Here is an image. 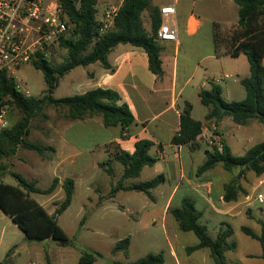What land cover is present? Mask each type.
I'll return each instance as SVG.
<instances>
[{
  "label": "trees",
  "instance_id": "1",
  "mask_svg": "<svg viewBox=\"0 0 264 264\" xmlns=\"http://www.w3.org/2000/svg\"><path fill=\"white\" fill-rule=\"evenodd\" d=\"M62 11L72 25L70 35L58 39V46L66 51L63 63L57 66L50 64L45 51L38 50L34 53L30 63L41 72L46 89L42 96L32 97L24 95L16 87L13 77L0 71V99L18 111L22 117L11 127L0 131V159L14 157L19 148L36 151L40 156L44 155L46 148L30 143L27 136L30 132V122L38 116L45 106L62 108L66 118L72 121H82L96 118L104 127L121 128V133L127 132L133 123V116L125 103H120V96L113 90L96 88L83 94L55 99L52 94L58 86L59 80L67 72L78 66H87L98 62L104 69H110L107 62V54L115 46L130 45L141 48L147 55L148 68L151 73L161 77L160 47L153 35L146 32L142 23V13L146 12L150 18L151 30L154 34L160 25L158 7L151 0H124L116 17L114 28L103 35L97 34V10L94 8L95 0H81L75 4L71 0H59ZM237 6V25L241 30L231 38L228 54L238 57L243 54L249 66V76L243 78L240 83L245 90V98L239 102H226L221 96L220 86L209 83V89L198 91L200 103L208 109L204 116L206 121L218 124L224 119H229L235 125L244 126L250 120H256L264 125V0H233ZM191 116V104L185 102L179 115V130L171 138V144L185 145L190 151L199 148L197 137L201 134L202 123ZM151 143L146 140H137L133 153L120 151L115 144H110L107 160L100 164L107 175L111 176L112 162L121 166V175L117 183L113 185L111 194L119 190L137 191L150 197V191L163 182V176L139 182L131 186H123L124 182L131 178H137L142 169L153 166L157 162L155 157L149 155ZM204 161L196 170L200 176L204 172L220 165L224 171L234 174L235 179L223 186V201L235 202L241 197L242 190L239 180L244 179L246 173L253 172L259 178L264 174V141L249 148L243 155L235 156L231 150L222 143V150L218 152L206 150ZM108 165V166H106ZM10 174L17 186L5 184L1 178ZM58 185V179L54 178L46 189L37 188L34 181H28L20 174L11 172L6 166L0 165V210L29 240H53L60 246L69 244V238L57 224V217L61 215L71 204L74 193V181L65 178L62 183L63 199L52 214L48 212L30 197V194L49 195ZM170 214L176 221L179 230L191 232L197 238L195 246L188 247L187 252L206 248L210 252L214 264H226L225 252L236 249L235 242H230L232 236L231 227L220 231L215 239L210 238L205 226L198 224L201 213L198 212L190 198H183L181 206L170 210ZM261 233L255 234L248 227H241L243 234L260 242L262 247L261 258L264 261V222H261ZM129 238L118 241L112 249V253L121 252L127 255ZM10 252V251H9ZM9 252L6 256H8ZM101 257L100 253L82 251L76 264H94ZM46 264H50L45 254ZM6 260V259H5ZM161 253H148L143 257L125 264H163ZM2 264H6L3 261ZM110 264H124L112 262Z\"/></svg>",
  "mask_w": 264,
  "mask_h": 264
},
{
  "label": "crops",
  "instance_id": "2",
  "mask_svg": "<svg viewBox=\"0 0 264 264\" xmlns=\"http://www.w3.org/2000/svg\"><path fill=\"white\" fill-rule=\"evenodd\" d=\"M174 17L178 32L176 41L158 43L162 69L161 77H157L149 71L147 55L141 48L119 44L107 54V62L111 67L110 69H104L96 62L87 66L75 67L60 78V80L65 77L68 78L67 91L71 92L70 96L83 94L96 88L115 91L120 96V103H125L128 106L134 121L124 134L121 133L119 126L104 127L98 119L89 117L82 121H72L60 117L58 120H53L55 122L54 125L46 124L45 129L41 131L42 133H39L36 139L38 137L42 139L44 144L39 145L46 148L44 155H39L41 163L49 164L52 169L47 187L50 186L54 178L58 179L56 189L49 194L51 195L50 198H54L63 192V180L71 178L74 181V190L77 186L80 187L83 193L86 194L84 201L89 202L91 199L87 194L93 193L96 190L95 187L102 182L101 179L96 180V176L101 171L100 164L107 160L109 151L113 150L109 149V145L113 143L117 145L120 151L131 154L135 149L137 140H146L152 144L148 152L149 155L155 157L162 164L167 163V171L169 172L166 173H170L173 178V187L160 193V195L164 196L165 202L162 213L166 218L169 217V210L179 208L182 199L185 197L189 198V195L202 200L206 205L213 206L230 220H236L238 217L242 220L243 215H246V208H251L242 199L231 203L224 202L223 186L226 183L216 182L212 175L208 174L210 170L200 176L195 174L197 168L203 163L204 152L206 150L210 151L204 144V136L208 133L201 132L197 137L196 142L200 146L194 151H190L185 145H172L170 141L172 136L179 130V115L185 102H188L191 104L190 117L201 122L202 126H205L210 132L214 129L221 142L228 146L230 150L236 143L241 145L244 142V139L238 134V124L236 125L237 129L234 130L227 123L229 119H224L218 124L213 121H206L204 116L207 114L208 109L204 106L205 111L201 116L202 118L195 117V111L201 105L198 91L209 89V83L219 86L217 77H222L225 80L223 88L220 87L221 96L222 89L226 91L228 99L238 92L236 85L241 84L240 81L246 77L244 72V64L248 65L246 57L240 54L234 58L228 54V51L218 53L215 46L216 27L211 30L203 28L199 16L192 11H180L178 3L176 16ZM142 23L146 32L150 34L151 23L149 29L145 28L143 21ZM211 23L213 24V22ZM213 63H215V66ZM262 63L264 65V56ZM234 88L235 92L233 93ZM239 96H242V93H239ZM53 98L55 97L53 96ZM250 121L244 126L249 125ZM229 122L231 121L229 120ZM248 138L247 142H252V138ZM79 140H84L85 144L81 145ZM113 164L119 168L117 162L111 163L112 168L114 167ZM156 166L157 163L153 164V166L144 167L142 171L145 168L154 169ZM102 174L104 176L103 181L109 188V192L111 188L109 175ZM160 175L163 176L161 184L165 185L167 178L163 172ZM258 179V184L261 185L264 182V174ZM31 181L37 183V178ZM134 184L137 183H130L126 180L123 186ZM43 189H46V187ZM131 192L134 191L119 190L93 207L83 203L79 216L82 215L83 217L86 215L88 218L87 208L89 213H91L93 208L103 206L109 201L112 202L121 194L129 196L128 194H131ZM178 193H180V196L175 205L172 206ZM190 199L192 200V198ZM193 203L195 202L193 201ZM40 205L42 206L43 204L40 203ZM119 207L126 213L130 212L129 215L132 217L131 210L123 205H119ZM197 211L201 213V211ZM52 213L48 212V214ZM250 214L251 218H253L252 210ZM174 222L176 223L175 220ZM258 222L261 223L262 221ZM151 223H154L153 219ZM79 226L83 230H88L87 219L83 224L79 223ZM49 240L47 239L46 241ZM11 250L12 248L8 249L6 255L9 251L10 254ZM40 253H37V256L35 255L32 259L28 258L29 260L26 264H46L45 254L48 256L49 263L52 264L51 256L46 249H42ZM9 254L8 256L5 255L6 260L4 259L3 261L9 264L11 259L15 258V264H18L23 255L27 254V249H16L13 256ZM170 256L177 261V253L171 246ZM61 257L65 261L66 256L62 254ZM246 257L249 258L251 256L246 255ZM77 260L76 262H71V264H76Z\"/></svg>",
  "mask_w": 264,
  "mask_h": 264
},
{
  "label": "rangeland",
  "instance_id": "3",
  "mask_svg": "<svg viewBox=\"0 0 264 264\" xmlns=\"http://www.w3.org/2000/svg\"><path fill=\"white\" fill-rule=\"evenodd\" d=\"M169 0H152L153 5L159 6L163 3H167ZM178 9L180 11H192L199 16L202 21L203 28L211 30L215 29V46L218 53H223L229 50L230 40L241 30L237 25V6L233 0H177ZM142 21L146 29H149L150 18L146 12L142 13ZM213 22V24L211 23ZM228 25V26H224ZM72 26V25H71ZM65 34V37L70 35V29ZM30 28V27H23ZM35 37V33L29 35L27 42L31 43ZM45 55L53 66L60 65L66 58V51L58 46V40L54 41L49 48L46 49ZM216 63V62H215ZM215 63L213 65L215 66ZM206 65V63H205ZM245 76H249L248 65L244 64ZM11 77L14 78L16 87L24 95L38 97L42 96L46 89L43 76L40 71L36 70L31 63L25 64L18 68L17 71L11 72ZM245 77V78H246ZM219 86L223 88L225 80L222 77H217ZM68 78L60 80L58 89L54 93L55 98H63L70 96L71 92L67 91ZM237 93L233 94L228 99L226 91L222 89V97L228 101L239 102L245 98V90L241 84L236 85ZM241 91V92H240ZM235 92V88L233 93ZM242 93V96H239ZM205 109L203 106H198L195 111V117L202 118V114ZM66 112L62 108H56L53 106H45L43 111L36 116L30 122V132L27 136V141L34 144H44L39 137V133L45 129L46 124H55L54 119L65 118ZM22 115L9 107L7 118L9 127H11L16 121L21 119ZM227 123L237 129V126L229 122ZM208 127V126H207ZM238 134L244 139V142L232 147V154L235 156H241L245 150L251 148L253 145L264 141V125L260 124L256 120H251L247 126H239ZM236 134V133H234ZM252 138V142H247ZM81 145L85 144L84 140H79ZM204 161V160H203ZM157 166L154 169L145 168L138 178L129 179L127 182L139 183L153 179L160 175L162 172L167 178L165 185L159 184L158 187L153 189L150 193V197H147L141 192H131V194H121L116 197L114 201L107 202L103 206L93 208L89 213L88 218L82 215L79 216L80 208L82 204L93 207L110 197L111 189L114 184L117 183L121 174V166L119 168L115 165L113 167L112 175L110 179V191L103 181L105 173L104 167H101V171L96 176V180L101 179V184L95 187L93 193H88L87 196L91 199L89 202L84 201L86 194L83 193L80 187H76L73 193L72 203L69 208L61 213L57 217V224L61 230L69 238V244L60 246L53 240H29L23 233L11 222V220L0 210V264L6 259V252L11 249L10 256H13L16 249L25 248L27 254L23 255L18 264H26L28 258H34L42 252V249H46L51 256L52 264H71L76 262L79 254L82 251L97 252L101 254V257L97 258L95 264H110L112 262L128 263L135 261L148 253H161L163 255V264H214L210 257L208 249H198L192 252H187L188 247L195 246L198 241L195 235L191 232H183L179 230L177 224L174 222V218L170 214L169 217L162 213L164 206V196L160 195L161 191L170 190L173 185V178L167 171L168 164H162L156 162ZM0 165H4L11 172L20 174L28 181L37 178V188H45L49 184V180L52 174V169L49 164L41 163L39 154L36 151L19 148L14 157L1 158ZM108 166V165H106ZM175 167V166H173ZM237 168L234 170V174L224 171L220 165H217L214 170L208 171L209 175H212L216 182H225L226 184L232 182L236 176ZM106 174V173H105ZM258 178L254 176L253 172L246 173L244 179H240V185L242 190L239 192V196L245 201L248 207L246 208V215H243L242 220L238 217L236 220H230L228 217L222 215L213 206L206 205L202 200L192 197L196 209L201 211V216L198 219V224L205 226L207 234L210 238L215 239L218 233L224 230L226 227L232 228V236L230 242H235L236 251L226 252L225 259L226 264H264L262 255V247L260 242L250 238L241 231V226L250 228L256 234L261 233V224L258 221L264 222V203H258L255 197L258 193L264 192V182L259 185ZM1 181L5 184L17 186V181L10 175L5 174ZM105 183V184H104ZM180 193H178L172 203L175 205ZM30 197L37 203H42L43 208L47 212H54L55 208L63 199V192L54 198H50L51 195L45 194H30ZM248 203V204H247ZM119 205L125 206V208L131 210L126 213L121 210ZM251 205V206H250ZM246 206V207H247ZM245 207V206H244ZM251 209L253 218H251ZM128 210V211H129ZM87 219L88 230H83L79 226V223L83 224ZM154 223H151V220ZM138 222V223H137ZM129 238V248L127 255L121 252L112 253V249L115 244L124 239ZM170 246L177 253V261L170 256ZM41 254V253H40ZM62 254L66 256L65 261L62 260ZM246 255L251 257L247 258ZM15 258L11 259L9 264H15ZM40 259V258H38Z\"/></svg>",
  "mask_w": 264,
  "mask_h": 264
},
{
  "label": "built area",
  "instance_id": "4",
  "mask_svg": "<svg viewBox=\"0 0 264 264\" xmlns=\"http://www.w3.org/2000/svg\"><path fill=\"white\" fill-rule=\"evenodd\" d=\"M71 1L79 4L81 0ZM123 1L95 0L98 35L114 28ZM177 3V0H169L158 6L160 25L154 34L150 28V35L157 43L176 41L178 32L174 16ZM70 26L59 0H0V71L5 70L10 76L11 72L30 63L36 51L50 47L60 37L64 38ZM32 33L35 37L28 43ZM7 113L8 105L0 99V131L9 127ZM201 132L208 133L204 136V144L210 151L222 150V142L214 129L210 132L202 126ZM255 200L264 203V192L258 193Z\"/></svg>",
  "mask_w": 264,
  "mask_h": 264
}]
</instances>
